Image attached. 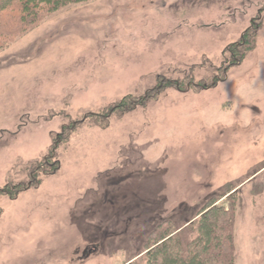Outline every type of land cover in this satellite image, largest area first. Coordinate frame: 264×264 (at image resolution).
<instances>
[{
    "label": "rangeland",
    "instance_id": "rangeland-1",
    "mask_svg": "<svg viewBox=\"0 0 264 264\" xmlns=\"http://www.w3.org/2000/svg\"><path fill=\"white\" fill-rule=\"evenodd\" d=\"M38 2L0 38V264H142L214 202L264 264V0Z\"/></svg>",
    "mask_w": 264,
    "mask_h": 264
},
{
    "label": "trees",
    "instance_id": "trees-1",
    "mask_svg": "<svg viewBox=\"0 0 264 264\" xmlns=\"http://www.w3.org/2000/svg\"><path fill=\"white\" fill-rule=\"evenodd\" d=\"M38 1L0 0V38L17 36L34 24L39 16ZM53 1L49 11L90 0ZM12 13H17V20L8 17ZM215 203L206 205L196 218L182 225H176L172 218L160 219L148 232L142 264H236L235 211L233 206L227 209Z\"/></svg>",
    "mask_w": 264,
    "mask_h": 264
}]
</instances>
